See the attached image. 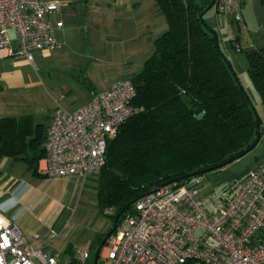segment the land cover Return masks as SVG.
<instances>
[{"label":"trees","instance_id":"16d2710c","mask_svg":"<svg viewBox=\"0 0 264 264\" xmlns=\"http://www.w3.org/2000/svg\"><path fill=\"white\" fill-rule=\"evenodd\" d=\"M154 2L167 30L154 40V51L141 70L129 77L138 111L108 141L105 163L94 177L99 210L113 225L154 188L223 169L260 139L261 120L220 46L218 32L205 22L204 11L212 2ZM245 56L264 104V48ZM34 126L30 115L0 118V158L23 162L38 175L46 128ZM244 178L240 174L222 185L219 199L226 203L221 193L238 189Z\"/></svg>","mask_w":264,"mask_h":264},{"label":"built area","instance_id":"2783aa9c","mask_svg":"<svg viewBox=\"0 0 264 264\" xmlns=\"http://www.w3.org/2000/svg\"><path fill=\"white\" fill-rule=\"evenodd\" d=\"M218 14L243 22L241 0H214ZM62 0H0V51L32 61L33 52L58 48L55 15ZM130 78L114 82L87 104L58 106L46 128L47 177H95L105 163L108 141L138 109ZM206 176L193 175L141 196L102 244L103 264H264V161L248 172L234 196L209 210L200 195ZM98 254V255H99ZM89 251H79L87 264ZM0 264H58L28 244L0 203Z\"/></svg>","mask_w":264,"mask_h":264},{"label":"rangeland","instance_id":"374dc122","mask_svg":"<svg viewBox=\"0 0 264 264\" xmlns=\"http://www.w3.org/2000/svg\"><path fill=\"white\" fill-rule=\"evenodd\" d=\"M130 1L139 4H137L139 6L137 11H126L128 0H120L122 6L120 12L117 10L110 17L113 20L109 21L108 19L105 22L108 24L106 29L117 36L106 39L95 38L91 41L84 37V33L93 28L92 22L95 23L94 17L96 15L92 13L94 6L98 5L99 9L102 10L104 7L107 8L108 4L111 5L113 0H66L68 6L73 5L76 12L67 45L70 51L68 54L62 55L69 59L59 60L55 58L57 53L65 52L63 48L66 45L63 47L60 45L49 52H33L31 62L23 56H15V58L10 59L7 70L18 72L23 79V85L14 89L8 86L9 84L4 85V93L6 94L0 95L1 99L6 104L13 103L16 107L13 110H16L17 115H30L34 127L38 124L47 126L52 117L58 90H63L68 85L74 87V82L69 77V74L74 72V65L83 63V66H87L88 74L91 77H96L97 81L103 72L112 76L120 74L123 65L122 71L128 72L127 74L139 72L149 57V10L150 5H154L155 2L154 0ZM195 2L201 6H208L211 0H195ZM207 9L204 15L205 22L212 28H225L222 32L223 38L232 37L235 34L234 29H238V23L230 20L229 16L216 14L213 8ZM136 16L142 21H146V24L142 25V21L138 22L137 19H134ZM160 17L164 20L162 16ZM77 91L76 87L75 93ZM83 99L84 97L77 96L74 100H66L63 105L69 109L73 102L82 103ZM259 145H264V136L262 135ZM256 154V151L247 153L227 165L223 168L224 170L218 169L206 173L200 195L207 208L214 209L216 205L224 204V201L219 199V191L222 185L247 170ZM29 176L28 166L25 163L14 162L9 158H0L1 192L3 189H7L4 187L13 178L24 182ZM95 187V178L89 177L83 187L79 205L71 218L67 237L58 236L45 249V252L57 259L58 264H78V253L84 250L89 251L87 264H103V259L100 256L102 250L97 258H95V251L105 235L112 229L113 223L100 212ZM236 191L237 188L227 194L221 193V195L225 196V200L228 201Z\"/></svg>","mask_w":264,"mask_h":264},{"label":"crops","instance_id":"0c3cea01","mask_svg":"<svg viewBox=\"0 0 264 264\" xmlns=\"http://www.w3.org/2000/svg\"><path fill=\"white\" fill-rule=\"evenodd\" d=\"M62 1L66 2V0ZM117 2L118 0H113L111 5L108 4L107 8L104 7L102 10L99 9L100 7H98V5L94 6L92 13L96 15L94 17L95 23L92 22L91 25L93 28L84 33L85 38H89L93 41L95 38L106 39L107 37L114 38L117 36L109 31V29H106L108 24L105 23L108 19L109 21L113 20L110 18L112 14L117 10L119 11L122 9L120 0L118 3ZM211 2H214V0H211ZM241 3L243 22L238 23V29H234L235 34H233L232 37L226 36L229 38H223L222 32H224L225 28L213 27V29L218 32L220 46L230 60L234 72L249 96L251 103L261 120L260 127H262L264 126V104L261 103L259 95L255 91L248 75L245 52L264 48V4H260L259 0H241ZM137 4L138 3L136 2L134 3L133 1L131 2L128 0V7L125 10H131L132 12L137 11L139 9V4ZM150 7L149 57L154 51V40L167 30L165 19H161L160 16L162 15L157 11L155 4L150 5ZM211 8H213V6ZM75 15L76 12L73 5L68 6L67 3V7L54 17L55 21H62L63 23L61 28L55 29L59 45H62V47L66 45L64 46L65 48H63V51L65 52L55 53L56 59H69L67 56L63 57L62 55L68 54V51H70V48H68L67 45L70 38V32L73 29V18ZM134 19H137L138 22L142 21L141 18H137V16ZM229 19L232 20L230 17ZM145 22L146 21H142L141 24H146ZM40 55L42 54L40 53ZM12 58H15V56H8L4 51H0V95L6 94L4 93V85L6 86L9 84L8 86L13 89L19 88L23 85V79L18 72L7 70L10 59ZM82 64L74 65L73 74L72 72L69 74V77L72 78L74 82V87L68 85L65 89L58 90L59 92L55 99L54 110L58 106L65 107L63 102L71 99L74 100L77 96L84 97L82 103L73 102L69 109H74L77 106L87 104L91 101L94 94L107 90L114 82L120 79L129 78L134 75L122 71L123 65L121 66L120 74L112 76L107 72H103L101 78L97 81L96 77H91L90 74H88L87 66H83ZM76 87L78 91L75 93ZM13 109H16L13 103L6 104L0 97V118H18L28 115H17L16 110ZM47 126L44 127L47 128ZM261 135L264 136V128H261L259 131L260 139L257 145L249 152L256 151L257 154L253 156V161L251 162L250 167L242 172V174H245V178L250 170L261 161H264V149H262L264 148V145H259ZM43 165L44 156L38 161V175H34L28 169L30 176L24 180V182H21V180H17L16 178L10 180V182L4 187H7V189H3L2 192L0 191V203L7 210V214L15 217V222L25 235L30 247L35 250L45 251L48 244L52 243L58 238V236L64 238L67 237L69 226H71V218L79 205L83 193V187L88 178H82L80 176L47 177L41 170Z\"/></svg>","mask_w":264,"mask_h":264},{"label":"water","instance_id":"95a60500","mask_svg":"<svg viewBox=\"0 0 264 264\" xmlns=\"http://www.w3.org/2000/svg\"><path fill=\"white\" fill-rule=\"evenodd\" d=\"M212 5H213V2H212V4H211L210 6H212ZM204 12H205V11H204ZM201 117H202V114H198V115H197V119H200ZM257 137H259V129H257ZM195 174H196V173H193L192 175H195ZM188 177H189V175H188V176H184V177H182V179H185V178H188ZM167 184H168V183H167ZM165 185H166V184H165ZM161 186H164V185H160V186L154 188V190L160 188ZM115 227H116V224H114V225L112 226L111 231H114ZM104 241H105V238L102 240L101 245L96 249V251H95V258H97L98 254H99V251H100V249H101L102 244L104 243Z\"/></svg>","mask_w":264,"mask_h":264}]
</instances>
